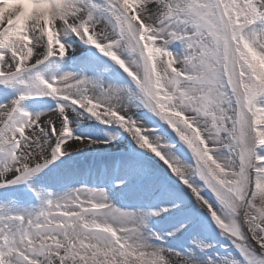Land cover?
Returning <instances> with one entry per match:
<instances>
[{
  "label": "snow or ice",
  "instance_id": "obj_1",
  "mask_svg": "<svg viewBox=\"0 0 264 264\" xmlns=\"http://www.w3.org/2000/svg\"><path fill=\"white\" fill-rule=\"evenodd\" d=\"M0 264H264V0H0Z\"/></svg>",
  "mask_w": 264,
  "mask_h": 264
},
{
  "label": "bare ground",
  "instance_id": "obj_2",
  "mask_svg": "<svg viewBox=\"0 0 264 264\" xmlns=\"http://www.w3.org/2000/svg\"><path fill=\"white\" fill-rule=\"evenodd\" d=\"M82 159H83V158H82ZM86 179H88V177H87Z\"/></svg>",
  "mask_w": 264,
  "mask_h": 264
}]
</instances>
